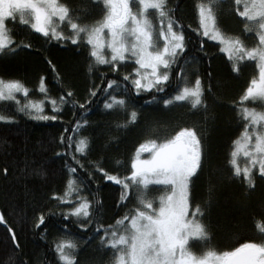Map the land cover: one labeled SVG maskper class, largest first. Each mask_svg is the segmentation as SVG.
Segmentation results:
<instances>
[{"label": "snow or ice", "instance_id": "obj_1", "mask_svg": "<svg viewBox=\"0 0 264 264\" xmlns=\"http://www.w3.org/2000/svg\"><path fill=\"white\" fill-rule=\"evenodd\" d=\"M169 4L170 0H81L74 6L66 0H0V56L32 49L30 39L17 42L19 25L26 38L36 33L35 38L42 37L45 43L70 44L78 54L86 53L88 73L100 81L93 82L81 101L51 60L46 62L62 90L58 98L51 95L44 75L34 90L20 79L0 78V124L17 123L16 113L35 121L57 122L68 110L65 106L73 110L74 120L64 127L60 151L55 152L67 169L63 192L51 193L53 207L47 213L41 210L33 225L47 230L48 219L57 218L52 228L61 238L51 244L53 264H81L80 243L87 245L97 239L105 254L111 253V264H264V208L255 224V240L219 253L209 246L210 215L219 185L210 184L207 199L197 200L195 185L206 161L198 122L165 137L147 129L124 176L88 160L87 114L101 100L105 115L122 118L117 130L139 125L136 106L145 94L150 97L145 104H162L163 109L190 105L196 112H208L202 77L198 71L189 72L195 58H188L187 49L193 38L177 15L179 5ZM223 5L224 0H198L199 27L192 30L200 37L199 50L207 55L206 41H213L212 46H219L236 76L254 64L247 87L233 101L242 130L231 141L226 164L217 170L221 181L237 185L246 200L257 187L264 188V0H228L227 11L242 26L234 34L220 26L218 13ZM97 13L102 18L95 19ZM33 91L42 98L31 99ZM211 92L209 86L207 93ZM48 105L51 113L45 112ZM85 172L87 179L82 178ZM8 174L7 166L0 169V176L7 178ZM31 174L43 172L32 169ZM97 174L119 186L118 209H128L135 198L134 207L122 216L117 212L114 223L103 221L102 202L90 188ZM241 207L244 210L247 205ZM0 225L7 227L14 250L20 249L15 229L3 213ZM73 226L80 232H73ZM73 236L77 239L70 238ZM198 246L206 250L198 252ZM9 262L16 264V259L10 257Z\"/></svg>", "mask_w": 264, "mask_h": 264}, {"label": "trees", "instance_id": "obj_2", "mask_svg": "<svg viewBox=\"0 0 264 264\" xmlns=\"http://www.w3.org/2000/svg\"><path fill=\"white\" fill-rule=\"evenodd\" d=\"M66 2L76 6L81 0ZM197 2L198 0H170L169 6L179 5L177 15L185 30L193 38L187 49L188 58L190 60L195 58L189 72L198 71L202 77L208 112L205 113L203 110L196 112L190 105L163 109L162 104H145V99H150L145 94L137 101L136 106L139 125L117 130L116 124L121 123L122 118L105 115L101 100L87 114L89 125L85 134L91 141L88 160L100 162L106 169H115L124 176L130 170V161L136 147L144 140L147 129L154 130L156 136L165 137L174 135L180 127L198 122L205 140L206 161L204 173L195 185V195L197 200L207 199L210 184L219 185L211 209L209 233V246L219 253L231 251L248 240H255L258 236L255 224L260 219L261 209L264 208V188L257 187L256 192L245 200L237 185L222 182L217 171L226 164L225 158L231 141L236 139L242 130L238 128L233 101H238L255 69L253 64L245 68L239 76L231 73L226 55L219 51L218 45L212 46L213 41H206L207 55L199 50L200 37L192 30L199 27ZM227 3L228 0H224V5L218 13L219 23L226 32L234 34L242 26L238 25L233 15L227 11ZM100 18L102 14L97 13L95 19ZM38 36L39 34L32 33L31 38H26L23 29L17 26L15 31L17 42L21 39H30L33 47L18 51L15 55L0 56V78L20 79L34 90L39 77L44 75L51 95L58 98L62 90L56 84L54 74L46 62L51 60L66 84L72 87L82 101L93 82L100 83L88 73L86 53L78 54L70 44L61 47L54 42L45 43L42 37L35 38ZM209 86L212 88L211 93H207ZM30 98L37 100L42 97L33 91ZM19 99L24 102L23 96ZM65 107L68 110L62 112L61 121H35L16 113L17 123L0 124V169L4 166L9 169L7 178L0 176V213L5 215L8 225L15 229L20 243V249L14 250L7 227L0 225V264H10V257L16 259V264H24V261L28 264H53L55 256L51 251V244L54 239L61 238L52 228L57 218L53 216L48 219L47 230L44 226L35 229L33 225L35 217L41 210L47 213L48 209L53 207L54 202H49V196L53 191L62 193L67 179L64 161L55 156V152L60 151V134L64 127L74 120L73 110L70 106ZM12 112H15L14 106ZM45 112L51 113L50 105L46 106ZM117 161L120 162L119 165ZM85 163L87 164V161ZM32 169H39L43 175L31 174ZM82 178L87 179L86 172ZM257 183L259 184V181ZM90 188L102 202L103 207L100 211L106 223H114L113 217L117 212L122 216L135 205L133 198V203L128 205V209H118L119 186L105 182L99 178V174L90 184ZM245 204L247 208L242 210L241 206ZM72 231L79 233L80 229L73 226ZM70 238L77 239L75 236ZM83 239L87 240L88 237L84 236ZM80 248L81 264H111V253L105 254L98 239L87 245L81 242ZM195 250L201 252L206 249L198 246Z\"/></svg>", "mask_w": 264, "mask_h": 264}, {"label": "rangeland", "instance_id": "obj_3", "mask_svg": "<svg viewBox=\"0 0 264 264\" xmlns=\"http://www.w3.org/2000/svg\"><path fill=\"white\" fill-rule=\"evenodd\" d=\"M157 26H158V22H157ZM19 98V97H18ZM145 156L147 155L146 153L144 154ZM243 159V157H241V160ZM153 195H158V193H153Z\"/></svg>", "mask_w": 264, "mask_h": 264}]
</instances>
